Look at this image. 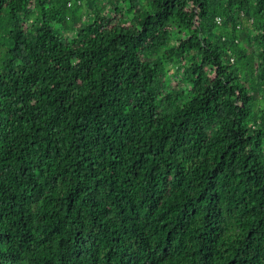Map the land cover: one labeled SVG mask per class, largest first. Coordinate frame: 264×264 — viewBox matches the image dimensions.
<instances>
[{
	"label": "trees",
	"instance_id": "obj_1",
	"mask_svg": "<svg viewBox=\"0 0 264 264\" xmlns=\"http://www.w3.org/2000/svg\"><path fill=\"white\" fill-rule=\"evenodd\" d=\"M93 3L0 0V264H264V0Z\"/></svg>",
	"mask_w": 264,
	"mask_h": 264
},
{
	"label": "rangeland",
	"instance_id": "obj_2",
	"mask_svg": "<svg viewBox=\"0 0 264 264\" xmlns=\"http://www.w3.org/2000/svg\"><path fill=\"white\" fill-rule=\"evenodd\" d=\"M102 3V2H100ZM93 0H82V12L83 14H86L87 11L92 7L93 5ZM261 104H263L262 102H260Z\"/></svg>",
	"mask_w": 264,
	"mask_h": 264
},
{
	"label": "built area",
	"instance_id": "obj_3",
	"mask_svg": "<svg viewBox=\"0 0 264 264\" xmlns=\"http://www.w3.org/2000/svg\"><path fill=\"white\" fill-rule=\"evenodd\" d=\"M69 4H71V2H69ZM219 20H220V18H219Z\"/></svg>",
	"mask_w": 264,
	"mask_h": 264
}]
</instances>
